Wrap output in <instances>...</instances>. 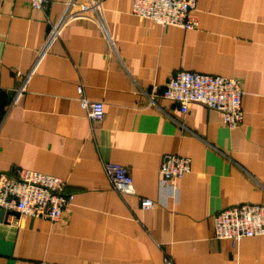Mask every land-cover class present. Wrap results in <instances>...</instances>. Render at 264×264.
Segmentation results:
<instances>
[{"label": "crops", "instance_id": "crops-1", "mask_svg": "<svg viewBox=\"0 0 264 264\" xmlns=\"http://www.w3.org/2000/svg\"><path fill=\"white\" fill-rule=\"evenodd\" d=\"M68 1L42 10L0 0V172L56 176L74 194L59 222L15 224L0 210V264H264V236L234 247L214 238L212 220L264 204V0H197L193 29L137 17L133 0H103L97 19H70L48 41ZM175 71L239 79L242 125L164 99ZM79 87L103 103L101 121L87 118ZM164 155L191 160L175 189L159 182ZM104 162L130 169L133 194L111 187ZM144 198L154 206L142 209Z\"/></svg>", "mask_w": 264, "mask_h": 264}, {"label": "built area", "instance_id": "built-area-1", "mask_svg": "<svg viewBox=\"0 0 264 264\" xmlns=\"http://www.w3.org/2000/svg\"><path fill=\"white\" fill-rule=\"evenodd\" d=\"M103 0H69L60 23L53 26L48 41L59 35L61 26L68 20L91 16L97 19ZM35 9H46L52 0H28ZM197 0H133L131 13L162 27L173 26L193 29L196 25L193 12ZM23 91L18 89L17 95ZM79 103L90 121H101L104 105L88 100L78 88ZM243 89L239 79L208 75L190 71H175L164 84L162 97L175 103L181 111L199 104L220 114L223 125L238 128L243 122L241 107ZM103 170L111 187L120 195L133 194V180L128 167L104 162ZM191 170V160L177 155H164L159 168L160 185L175 189L176 182ZM65 183L56 176L13 167L0 172V210L13 215L17 224L20 216L62 221L73 206L74 194L64 191ZM154 201L141 199L140 207L150 209ZM215 239L229 240L234 247L244 238L264 236V204L241 203L222 209L212 217ZM166 264H174L170 258ZM38 264H53L40 262Z\"/></svg>", "mask_w": 264, "mask_h": 264}]
</instances>
